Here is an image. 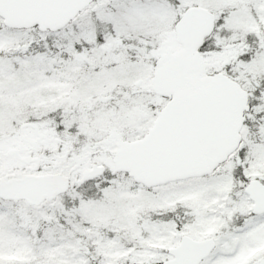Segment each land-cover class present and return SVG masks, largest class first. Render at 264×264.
<instances>
[{"label": "snow or ice", "instance_id": "obj_1", "mask_svg": "<svg viewBox=\"0 0 264 264\" xmlns=\"http://www.w3.org/2000/svg\"><path fill=\"white\" fill-rule=\"evenodd\" d=\"M0 264H264V0H0Z\"/></svg>", "mask_w": 264, "mask_h": 264}]
</instances>
